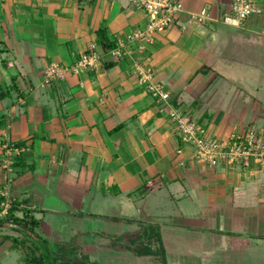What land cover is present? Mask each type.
Returning a JSON list of instances; mask_svg holds the SVG:
<instances>
[{"label": "crops", "instance_id": "crops-1", "mask_svg": "<svg viewBox=\"0 0 264 264\" xmlns=\"http://www.w3.org/2000/svg\"><path fill=\"white\" fill-rule=\"evenodd\" d=\"M175 1L183 10L143 51L173 106L223 141L236 127H264V0H251L262 12L240 26L223 22L233 0ZM203 8L209 20L191 22ZM145 26L130 0H0V133L28 147L11 170L0 147V219L17 198L25 203L15 213L38 220L32 235L53 248H88L84 237L117 221V237L154 225L161 246L194 248L167 252L169 264H264L259 162L212 167L197 158L170 107L133 74L135 50L44 83L49 64H72L94 44L102 51L100 30L111 43ZM8 235L25 232L0 224V247L15 250Z\"/></svg>", "mask_w": 264, "mask_h": 264}, {"label": "built area", "instance_id": "built-area-1", "mask_svg": "<svg viewBox=\"0 0 264 264\" xmlns=\"http://www.w3.org/2000/svg\"><path fill=\"white\" fill-rule=\"evenodd\" d=\"M115 1V0H112ZM139 6L146 14V26L138 27L119 38L115 47L109 52L116 59H120L134 50L132 72L135 74L142 88L154 100L170 107V119L175 124L182 142L191 144L195 148V156L215 167L220 161L228 166L236 164L249 165L252 158L259 162L264 172V127L250 125L241 131L238 127L232 132L229 140L211 134L190 114L184 113L171 103V92L166 85L157 79L156 72L144 56V44L154 39L156 32L167 30L175 21L177 14L183 10L180 2L175 0H130ZM262 9L251 0H233L232 11L223 16V22L240 26L243 21ZM207 9L203 8L191 14V22L204 23L209 20ZM234 21L238 23H233ZM134 47V48H133ZM104 54L94 44L83 52L72 64L63 65L57 62L49 64L44 72V83L64 78L69 72L79 73L84 70H93L103 64ZM0 147L4 150L1 166L11 170L19 158L28 150L25 145L12 141L7 133H0ZM264 185V184H263ZM11 201L3 203L5 215Z\"/></svg>", "mask_w": 264, "mask_h": 264}, {"label": "trees", "instance_id": "trees-1", "mask_svg": "<svg viewBox=\"0 0 264 264\" xmlns=\"http://www.w3.org/2000/svg\"><path fill=\"white\" fill-rule=\"evenodd\" d=\"M99 43L102 45V52L104 54L103 63L106 67H110L112 62H109V52L115 47V42L107 43L103 38V31H99L98 37ZM17 144L22 145V142H17ZM2 199V198H1ZM10 207L3 218L0 219V224L11 223L16 225L19 229L25 232V236H5L10 238L13 242V249H16L20 253V261L22 264H51L56 258L54 257L56 253L64 254L67 247L76 248V246H71L69 244L57 243L56 249H52L49 240L42 238L41 236H33L35 229L38 227L39 221L33 216L28 215V211L24 209L25 214L23 216H18L15 212L20 209V205L25 203L24 201L18 200L17 198L11 199ZM23 210V209H22ZM148 230H152L153 233L148 235ZM29 236L31 238H29ZM131 237V236H130ZM131 244L123 245L124 249H128L136 253L138 256L145 257L150 256L155 259V261L160 262L159 254L161 243V233L160 229L156 226L150 225L143 231L137 233L134 237L129 238ZM24 248H29L25 251ZM77 249V248H76ZM41 251V254H37ZM163 261L161 264H169L166 261V256L162 255ZM77 264H85L83 261L76 262ZM86 264H89L88 262ZM96 264V263H92ZM160 264V263H159Z\"/></svg>", "mask_w": 264, "mask_h": 264}, {"label": "rangeland", "instance_id": "rangeland-1", "mask_svg": "<svg viewBox=\"0 0 264 264\" xmlns=\"http://www.w3.org/2000/svg\"><path fill=\"white\" fill-rule=\"evenodd\" d=\"M105 223L106 222H104L102 226L98 227H102L103 229L105 227L107 231L104 234L111 232L110 235L99 234L95 238L87 235V237H84L83 240L86 239L85 242L88 248H82L79 246H76L77 249L67 247L64 254L61 255L56 253L54 256L56 259L51 262V264H77L76 262L80 261H83L85 264L87 262L89 264H161L163 261L162 255L166 256L167 252L170 253V255H181L188 253L190 249L191 251L194 250V248H165V246H162L158 257V259L160 258V262L159 260L155 261L156 258L153 260L150 256L141 257L131 250L121 248L123 245L131 244V240L129 238L134 236L127 235L117 237V231H120V229L117 228V221H110L108 224ZM103 229L100 228V230L104 231ZM152 233V230H148V235H151ZM94 242L103 243V245L101 244V246H99L98 244H94ZM24 249L27 251L29 248ZM52 249L55 250L56 248ZM0 252L4 255L2 260L1 257L3 256L2 253H0L1 264H22L19 260L20 253L18 250H9L5 248L4 245L2 248L0 247ZM37 254H41V251H38ZM166 261L168 262L167 256Z\"/></svg>", "mask_w": 264, "mask_h": 264}, {"label": "clouds", "instance_id": "clouds-1", "mask_svg": "<svg viewBox=\"0 0 264 264\" xmlns=\"http://www.w3.org/2000/svg\"><path fill=\"white\" fill-rule=\"evenodd\" d=\"M233 23H238V22L234 21Z\"/></svg>", "mask_w": 264, "mask_h": 264}]
</instances>
